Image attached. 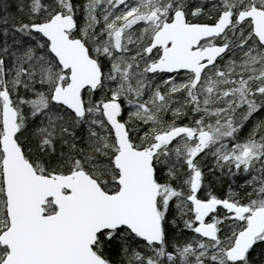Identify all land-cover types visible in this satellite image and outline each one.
<instances>
[{
    "label": "snow or ice",
    "instance_id": "snow-or-ice-1",
    "mask_svg": "<svg viewBox=\"0 0 264 264\" xmlns=\"http://www.w3.org/2000/svg\"><path fill=\"white\" fill-rule=\"evenodd\" d=\"M0 264H264V0H0Z\"/></svg>",
    "mask_w": 264,
    "mask_h": 264
}]
</instances>
